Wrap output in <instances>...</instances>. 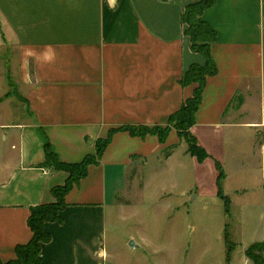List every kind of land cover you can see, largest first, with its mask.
Masks as SVG:
<instances>
[{
	"label": "crops",
	"instance_id": "crops-1",
	"mask_svg": "<svg viewBox=\"0 0 264 264\" xmlns=\"http://www.w3.org/2000/svg\"><path fill=\"white\" fill-rule=\"evenodd\" d=\"M199 1L0 0V261L15 259L16 246L29 242L30 208L52 203V188L67 178L42 166L46 144L59 161L79 163L95 155L96 141L110 129L164 126L192 96L195 85L180 81L205 58L191 51L181 16ZM201 19L216 33L210 52L217 73L206 80L190 133L208 157L199 163L188 145L177 154L182 139L175 130L164 144L155 136L115 133L99 163L66 194L61 222L44 224L50 234L41 246L44 264L114 261L108 212L125 211L115 199L138 160L156 173L189 155L196 196L207 172L220 199L216 163L223 169L228 141L237 151L247 142L264 189V142L255 147L256 132L264 130V0H215ZM13 83L16 94L8 91ZM130 240L139 249L149 241L143 234ZM250 246L233 247L236 264H253Z\"/></svg>",
	"mask_w": 264,
	"mask_h": 264
},
{
	"label": "rangeland",
	"instance_id": "rangeland-1",
	"mask_svg": "<svg viewBox=\"0 0 264 264\" xmlns=\"http://www.w3.org/2000/svg\"><path fill=\"white\" fill-rule=\"evenodd\" d=\"M2 88L0 81V92ZM14 90L16 94L18 86L13 83L8 91ZM255 135V147L259 148L264 142V130ZM184 142L182 139L177 154L184 145L187 147ZM244 145L237 151L233 143H226L222 190L229 201L228 213L223 200L213 194L210 173L205 172L202 195L196 196L197 176L188 154L177 157L181 165L177 161L156 173L146 160H138L123 192L115 199L125 211L119 215L108 212L107 249L114 259L108 264H226L225 230L233 247L262 242L261 169L257 167V154L252 149L247 151V142ZM262 155L264 167V152ZM138 234L145 235L148 244L142 249H131L128 238ZM157 250L162 252L156 253ZM237 258L235 250H231L229 263H240Z\"/></svg>",
	"mask_w": 264,
	"mask_h": 264
},
{
	"label": "trees",
	"instance_id": "trees-1",
	"mask_svg": "<svg viewBox=\"0 0 264 264\" xmlns=\"http://www.w3.org/2000/svg\"><path fill=\"white\" fill-rule=\"evenodd\" d=\"M215 0H200L197 3L187 5L181 16L182 23L186 26L185 34L190 39V49L193 53L202 55L205 58L203 65L192 64L184 73L180 84L182 87L195 85L192 96L187 99L183 105L169 116L164 126H134L124 125L109 130L105 138L96 141L95 155H87L79 163H64L59 161L56 154L52 151L49 144L44 146L45 162L43 167L53 171H63L67 178L63 185L55 186L51 190L54 201L48 204H41L30 208V216L27 224L32 233L28 243L17 245L15 248V259L6 262L0 261V264H44L40 257L41 246L50 241V234L44 230L46 222H61L60 212L65 207L64 198L66 194L81 179L86 177L88 167L97 165L101 156L110 144L112 136L117 132H126L131 137L145 138L146 136H155L158 141L164 144L171 130H175L180 139L185 140L188 145L187 153L195 157L199 163H202L208 155L203 148L199 147L190 133V129L195 123V113L202 101V93L205 88L208 77L215 76L217 73L216 64L211 56V45L216 41V33L201 19L203 12L210 8ZM15 92V91H14ZM169 151L164 153L167 158ZM218 171L217 188L218 196L224 202L226 212L229 211L228 198L222 190V183L225 178L223 169L219 163H216ZM227 245V254L233 249V244L225 234ZM264 243H258L247 249L246 255L253 264H264Z\"/></svg>",
	"mask_w": 264,
	"mask_h": 264
},
{
	"label": "water",
	"instance_id": "water-1",
	"mask_svg": "<svg viewBox=\"0 0 264 264\" xmlns=\"http://www.w3.org/2000/svg\"><path fill=\"white\" fill-rule=\"evenodd\" d=\"M128 246H129L131 249L138 248V245H137L133 240H130V241H129Z\"/></svg>",
	"mask_w": 264,
	"mask_h": 264
}]
</instances>
